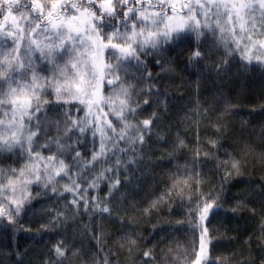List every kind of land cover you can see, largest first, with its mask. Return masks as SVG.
I'll list each match as a JSON object with an SVG mask.
<instances>
[{"label":"snow or ice","instance_id":"obj_1","mask_svg":"<svg viewBox=\"0 0 264 264\" xmlns=\"http://www.w3.org/2000/svg\"><path fill=\"white\" fill-rule=\"evenodd\" d=\"M208 37L212 43L206 48ZM213 47L218 54L222 49L223 56L204 66L214 69L216 77L227 78L234 61L241 72L254 63L264 66V0H0V154H18L22 161L19 167L0 166V226L16 225L34 202L67 199L68 194L65 207L73 220L81 210L99 214L90 216V224L77 225L95 245L90 264H119L122 251L133 264H158L152 249L135 251L141 238L130 232L122 231L113 247L101 221L105 215L113 218L109 198H124L122 187L131 183L130 171L145 162L153 129L167 111L169 97L157 79L174 71L175 61L164 60V53L188 52L187 65L199 68ZM150 60L160 69L155 75ZM221 100L222 93L216 102ZM153 104L158 110L139 118ZM234 109V104H224L222 114L208 124L212 135L203 142L197 128L192 159L178 167L170 188L143 210L148 214L160 207L174 191L187 201L189 219L177 221L174 230L189 225L192 243L162 249L159 264H257L235 253L217 254L220 234L211 227L222 212L246 208L257 215L254 205L248 207L249 199L225 207L228 186L234 187L246 171L242 153L252 152L244 145L221 159L214 151ZM208 112L197 102L190 119L210 120ZM86 143L90 147L82 152ZM172 147L178 151L187 145L177 136ZM259 159L264 163V153ZM209 162L212 167L205 173ZM209 183L211 189L203 191ZM102 184L108 187L106 196L89 197ZM249 195L264 199V177ZM41 211L49 217L41 225L45 231L69 220L64 210ZM261 215L258 264H264V207ZM114 218L123 227L124 219ZM18 230L31 231L22 225ZM245 244L250 247L251 238ZM51 251L46 264H65L69 254L80 255L63 240Z\"/></svg>","mask_w":264,"mask_h":264},{"label":"trees","instance_id":"obj_2","mask_svg":"<svg viewBox=\"0 0 264 264\" xmlns=\"http://www.w3.org/2000/svg\"><path fill=\"white\" fill-rule=\"evenodd\" d=\"M211 43L212 38L208 37L205 47H211ZM188 55V52L179 55V50L164 53V60L172 58L175 61L174 71L162 74L157 79L159 87L169 97L167 111L161 112L160 120L153 129L156 135L148 141L144 153L145 162L130 171L131 183L122 187L124 198L121 199L120 196L109 198L113 218L110 219L105 215L101 223L113 247L117 246V236L122 231L130 232L141 238L135 251L152 249L158 264L162 249L176 245L182 249L189 248L193 240L189 225L184 224L179 226V230H174L177 221L189 219L186 216V199L179 198L174 191L172 198L162 203L160 207L153 208L148 214H144L143 210L155 197L170 188L173 183L170 177L178 167L182 168L192 159L190 149L196 146L197 128L199 138L203 142L213 133V129L208 127L210 121L221 115L224 104L230 102L235 105V109L233 114L226 118V123L229 125L227 134L219 140L218 147L214 151L221 159L225 158L226 152H241L244 145H250L252 152L242 153L246 171L233 181L234 187L228 186L229 204L225 207H229L236 200L249 199L248 207L254 205L257 215L253 217L246 208H242L235 214L222 212L217 216L211 226L218 229L220 234L215 244V252L226 257L235 253L238 258L242 255L256 260L258 264L262 255L258 246V237L264 199L255 195L250 196L249 189L256 187L257 182L264 177V163L259 159L260 154L264 153V137L261 136V132L264 131V66L254 63L247 71L241 72L239 63L234 61L227 78L223 75L216 77L214 69L210 71L204 65L218 61L223 56L222 49L218 54L217 49L213 47L210 59L204 61L199 68L187 65ZM149 68L154 75L160 71L151 60ZM221 93L225 100L217 103V96ZM197 102L209 109L210 120L197 122L190 119L195 113ZM152 110H158L155 104L142 112L139 118H146ZM177 136L185 141L187 147L175 151L172 144ZM89 147L90 143H86L81 151L87 152ZM149 160L151 163L148 162ZM21 162L18 154H0V166L19 167ZM211 167L212 163L209 162L203 169L204 172L209 173ZM212 179L214 180L215 177L213 176ZM211 187L212 184L209 183L203 187V191L207 192ZM107 192L108 187L102 184L98 190L91 191L89 197L103 198ZM184 193L185 196L188 194L186 187ZM66 196L67 199H42L34 202L26 214L18 217L16 225L0 226V264H46L53 255L51 251L53 245L60 240L65 241L73 252L80 254L79 258L69 254L65 264H85L86 261L90 264L91 249L95 245L77 225L90 224V216L95 218L99 214H83L81 210V215L73 220L71 210L65 207L71 196L68 194ZM42 207L64 210L69 215V220L63 226L50 227L45 231L41 229V225L45 224L49 217L41 211ZM117 215L124 219L123 227L119 220L114 218ZM21 225L31 231L18 230ZM249 238H251L250 247L245 244ZM17 252L19 257L16 255ZM118 259L119 264H133L127 251H122ZM136 264H139L138 260Z\"/></svg>","mask_w":264,"mask_h":264}]
</instances>
